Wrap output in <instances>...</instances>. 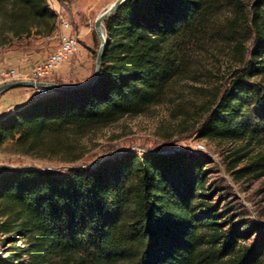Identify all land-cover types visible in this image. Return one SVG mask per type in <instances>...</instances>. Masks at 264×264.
I'll use <instances>...</instances> for the list:
<instances>
[{
    "label": "trees",
    "instance_id": "trees-1",
    "mask_svg": "<svg viewBox=\"0 0 264 264\" xmlns=\"http://www.w3.org/2000/svg\"><path fill=\"white\" fill-rule=\"evenodd\" d=\"M229 6L235 18L222 33L241 60L197 132L236 145L227 158L236 180L264 176V0H126L103 22L96 80L0 117V149L11 143L17 154L76 163L82 139L149 115L180 83L205 77L194 55ZM57 25L47 0H0V49L51 37ZM207 171L204 159L184 152L2 171L0 264L264 263V236L246 242L251 228L214 198Z\"/></svg>",
    "mask_w": 264,
    "mask_h": 264
},
{
    "label": "rangeland",
    "instance_id": "rangeland-1",
    "mask_svg": "<svg viewBox=\"0 0 264 264\" xmlns=\"http://www.w3.org/2000/svg\"><path fill=\"white\" fill-rule=\"evenodd\" d=\"M115 1L47 0L51 9L56 8L54 12L58 15V25L61 21L69 23L71 33L79 44L78 53L54 73L52 83L74 85L91 78L100 46L94 22ZM235 1H240L244 6L249 2ZM234 18L235 12L231 6L216 18L218 32L204 43L203 50L194 55L202 64L205 77L200 76L197 81L180 83L167 105L153 109L147 116L125 118L89 138L82 139V158L72 164L17 154L13 152L12 144L7 143L0 149V172L30 167L65 170L71 165H89L126 152L138 155L150 152L164 155L175 152L194 153L206 162L214 198H222L229 204L235 223L240 222L251 228L249 235L245 236L246 242L259 241L264 236V176L236 180L228 168L227 159L236 145L209 141L200 138L197 132L199 121L209 102L227 86L230 70L237 67L241 60V52L234 49L232 39L222 33L223 29L231 27L230 22ZM58 25L57 31L51 37L17 41L11 47L0 49V54L25 52L32 66L27 75L29 78L34 68L57 47ZM198 144L203 146L202 150L197 149ZM1 251L0 246V253Z\"/></svg>",
    "mask_w": 264,
    "mask_h": 264
},
{
    "label": "built area",
    "instance_id": "built-area-1",
    "mask_svg": "<svg viewBox=\"0 0 264 264\" xmlns=\"http://www.w3.org/2000/svg\"><path fill=\"white\" fill-rule=\"evenodd\" d=\"M58 45L47 57L39 63L33 70L31 76L26 81L32 82H51L54 73L61 68L68 60H70L79 51V44L74 35L71 33V25L65 21L59 23L57 33ZM0 78L3 82H12L19 79L18 72L14 69H1ZM36 94L46 96L50 93L48 88H34ZM37 98V99H38ZM198 150H202L201 144L197 145Z\"/></svg>",
    "mask_w": 264,
    "mask_h": 264
},
{
    "label": "crops",
    "instance_id": "crops-1",
    "mask_svg": "<svg viewBox=\"0 0 264 264\" xmlns=\"http://www.w3.org/2000/svg\"><path fill=\"white\" fill-rule=\"evenodd\" d=\"M55 7H52L53 11ZM56 13V12H55ZM59 26V25H58ZM28 61V56L23 51H12L0 54V70L4 67L17 69L18 80H27L32 66ZM4 82L0 80V85ZM36 95V90L30 87H19L7 90L0 95V117L9 115L16 109L22 108L31 101Z\"/></svg>",
    "mask_w": 264,
    "mask_h": 264
},
{
    "label": "water",
    "instance_id": "water-1",
    "mask_svg": "<svg viewBox=\"0 0 264 264\" xmlns=\"http://www.w3.org/2000/svg\"><path fill=\"white\" fill-rule=\"evenodd\" d=\"M126 0H116L112 4L109 5V7L104 10L98 17L96 18L94 22V29L96 32V35L99 39L100 46L97 52L96 60H95V70L91 78H89L87 81H84L79 84H74V85H62V84H57V83H52V82H32V81H25V80H17V81H12V82H6L2 85H0V94L14 88H19V87H30V88H48L50 89L51 92L55 91H64V90H70L74 88H81L84 86H88L92 84L100 71V65H101V58L103 51L106 47V34L105 32H102L103 27V22L104 20L112 15ZM40 95L36 94L33 98V100L37 99Z\"/></svg>",
    "mask_w": 264,
    "mask_h": 264
},
{
    "label": "bare ground",
    "instance_id": "bare-ground-1",
    "mask_svg": "<svg viewBox=\"0 0 264 264\" xmlns=\"http://www.w3.org/2000/svg\"><path fill=\"white\" fill-rule=\"evenodd\" d=\"M102 32H104V29L102 28Z\"/></svg>",
    "mask_w": 264,
    "mask_h": 264
}]
</instances>
